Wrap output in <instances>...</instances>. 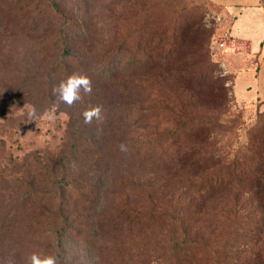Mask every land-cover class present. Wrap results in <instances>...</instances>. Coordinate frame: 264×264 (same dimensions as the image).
<instances>
[{"label": "rangeland", "instance_id": "374dc122", "mask_svg": "<svg viewBox=\"0 0 264 264\" xmlns=\"http://www.w3.org/2000/svg\"><path fill=\"white\" fill-rule=\"evenodd\" d=\"M22 1L29 9L32 0ZM136 1L61 3L64 13L85 19L91 30L82 55L92 93L72 107L54 106L52 88L64 79L48 69L56 57L49 37L53 25L40 36L33 18L22 21L25 10L21 16L0 1V264L9 259L26 264L33 252L56 255L60 264L262 263L253 256L264 249V210L252 203L254 187L238 184L244 178L240 169L253 155L252 136L264 132V103L237 98L252 96L256 89L249 90L247 80L235 87L247 66V48H217L215 40L228 32V24L223 8L212 0H151L143 11L133 9ZM137 9L141 12L136 14ZM161 30L187 37L191 45L204 43L214 65L212 77L222 80L228 92L223 126L213 127L211 137L214 149L221 148L220 157L215 168L204 162L209 166L204 173L173 167L168 138L147 143V137L165 135L174 127L173 116L186 103L185 91L176 89L173 79L163 82L150 73L152 82L143 81L142 66L164 58L153 53L146 57L143 43L150 38L154 45ZM44 36L49 38L42 40ZM116 65L121 74L112 76ZM216 98L212 94L206 100ZM90 104L103 107V122L83 123L81 114ZM25 105L35 107L34 120L28 118L27 107L20 111ZM109 149L116 150L113 156L102 152ZM141 149L145 159L137 154ZM230 163L234 171L228 173ZM218 168L234 181L232 198L237 209L242 207L236 218L226 221L224 200L211 203L190 227L186 222L184 232L193 241H178L184 236L169 219H140L146 185L157 189L155 183H169L164 193L174 202L185 193L181 179ZM63 171L68 183L60 185ZM256 175L264 183V167ZM258 191L264 194L263 187ZM179 207L175 201L173 208ZM62 227L68 233L64 241H55Z\"/></svg>", "mask_w": 264, "mask_h": 264}, {"label": "trees", "instance_id": "16d2710c", "mask_svg": "<svg viewBox=\"0 0 264 264\" xmlns=\"http://www.w3.org/2000/svg\"><path fill=\"white\" fill-rule=\"evenodd\" d=\"M3 1L7 3V6L16 8L21 16L25 10V14L21 17L22 21L33 18L32 22L36 27V31L40 32V36L45 35L48 31L45 27L53 25L54 29L51 28L49 37L51 36L50 39L55 43L53 50L56 52V57L55 61L48 67L52 74L63 79H66L73 72L88 75L86 73L87 67L83 66L86 62V56L82 55V51L89 46L91 30L85 19L74 18L69 12L64 13L61 5L63 0H32L28 3L29 9L22 0ZM150 1L137 0L133 9L139 8L143 11L145 3ZM139 9L136 10V14L141 12ZM34 13L36 14L33 15ZM1 19L0 13V25ZM79 32L86 35H79ZM49 37L44 36L42 40ZM171 39L172 42L167 44ZM234 44L237 45V41L231 39L226 50H229ZM143 45L142 52L146 57L150 58L152 53L164 55V58L158 62L142 66V76L146 77L143 81L152 82L150 73L160 77L163 82L167 78H171L174 80L176 89L185 91L186 98L185 105L173 116L174 127L168 130L166 134L164 133L165 135L147 137V143L157 145L156 141L161 142L162 138H168L170 140L168 147H171V149L167 157L175 168L184 169L185 171H198L199 173H204L208 169V163L214 165L215 168V164H217L215 158L220 157L219 151L221 148L215 150L213 147L211 137L212 134L214 135V131L212 129L217 125L216 128H222L223 126V120L225 119H222V117L226 113L228 92L222 80L212 77L214 65L208 61L204 43L191 45L188 43L187 37H181L177 33L167 36L166 32L161 30L154 45L150 38L146 39ZM120 48L122 47L119 46ZM104 52H107L106 49L101 50V54H104ZM73 59L76 61L74 62ZM191 62H194V64H191ZM120 68L119 65H116L111 71L112 76L120 75ZM115 78L117 77H113V79ZM154 86V84L146 85L150 89ZM212 94H216L217 98L210 101L206 100V97ZM259 102L264 103V100ZM202 128L207 131L205 134H201ZM249 150L253 152V155L249 161H246L245 168L240 169L239 172L244 178L240 179L238 184L241 186L252 185L255 194L252 203H258V207L264 210V194H260L258 191L262 187L264 189V183L259 178L260 175H256V173L260 174V170L264 167V132L256 131L255 135L252 136ZM102 152H107L108 155L113 156L116 150L109 149L107 151L102 150ZM141 152L142 149L137 152L138 156L141 155ZM140 158L145 159L146 153L144 152ZM161 159L162 156L159 157V160ZM232 166L233 163H230L226 167L228 173L232 170ZM65 171L61 173L60 185L68 183ZM180 183H183L180 187H185V193L182 198L179 197L175 200L180 204L179 210L173 208L175 201L173 202L171 198L166 199L168 193L165 194L164 191L170 188L169 183H155L157 189L152 184L146 185V188L144 187L143 201L139 211L140 219L153 220L157 218L162 223L167 222V219H169L170 226L180 227V232L184 238L178 241H193L187 238V233L184 232L186 222L187 227H190L189 224L194 223L196 215L206 213L207 207L211 203L225 201L226 221L236 218L238 212L242 209V207L236 208L235 200L232 198L233 188L235 187L234 181L229 174L227 177L224 176L219 168L206 175H190L185 181L181 179ZM96 184L97 181L94 186ZM175 184L177 182H174ZM176 186L179 187L178 184ZM64 189L66 190V188ZM170 211L175 212L174 217L169 216ZM67 233L68 228L62 227L55 232V241H64ZM253 257L255 262L262 261L260 263L264 264V249L259 250Z\"/></svg>", "mask_w": 264, "mask_h": 264}, {"label": "crops", "instance_id": "0c3cea01", "mask_svg": "<svg viewBox=\"0 0 264 264\" xmlns=\"http://www.w3.org/2000/svg\"><path fill=\"white\" fill-rule=\"evenodd\" d=\"M223 8L224 21L228 24L231 39L237 41L229 50L239 45L247 48L244 70L236 84L247 80V88L255 85L254 95L237 97L240 101L264 100V0H212ZM236 45V46H235Z\"/></svg>", "mask_w": 264, "mask_h": 264}, {"label": "clouds", "instance_id": "9594fccd", "mask_svg": "<svg viewBox=\"0 0 264 264\" xmlns=\"http://www.w3.org/2000/svg\"><path fill=\"white\" fill-rule=\"evenodd\" d=\"M92 93V81L86 74H80L73 72L66 79L61 80L56 86L52 88V95L55 97L54 106L59 107L60 104H65L68 107H72L78 101L83 100V96L91 95ZM28 108L27 116L29 119L34 120L36 118V109L34 106L25 105L24 108ZM103 107L101 105H89L83 112L82 118L84 124H92L95 120L97 122H103ZM122 152L127 151V146L123 143L119 145ZM6 264H13L11 259L6 261ZM26 264H60V261L56 255L43 254L33 252L27 258Z\"/></svg>", "mask_w": 264, "mask_h": 264}, {"label": "built area", "instance_id": "2783aa9c", "mask_svg": "<svg viewBox=\"0 0 264 264\" xmlns=\"http://www.w3.org/2000/svg\"><path fill=\"white\" fill-rule=\"evenodd\" d=\"M231 40V36L228 32H226L224 35L220 36L215 40V44L217 45L218 49L225 50Z\"/></svg>", "mask_w": 264, "mask_h": 264}]
</instances>
